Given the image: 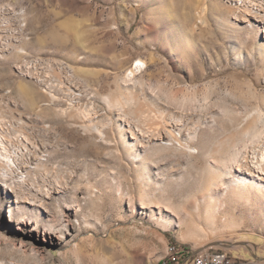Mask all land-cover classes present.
<instances>
[{
    "label": "rangeland",
    "instance_id": "rangeland-1",
    "mask_svg": "<svg viewBox=\"0 0 264 264\" xmlns=\"http://www.w3.org/2000/svg\"><path fill=\"white\" fill-rule=\"evenodd\" d=\"M239 3L0 0L25 19L0 60V264H264V13Z\"/></svg>",
    "mask_w": 264,
    "mask_h": 264
},
{
    "label": "built area",
    "instance_id": "built-area-1",
    "mask_svg": "<svg viewBox=\"0 0 264 264\" xmlns=\"http://www.w3.org/2000/svg\"><path fill=\"white\" fill-rule=\"evenodd\" d=\"M21 41V36L17 34L11 23L8 10H0V60L16 48ZM41 70L40 58H37V63H29V60H24V65L14 66L16 74L28 78L37 77V73L39 75ZM8 138L9 137L2 132L0 136V155H5L6 151L11 148L9 147ZM15 138L19 143H21L22 135L17 133ZM172 251L169 264H185L189 259H192L191 264H249L243 259L229 256L225 250H207L205 252L198 253L192 258L191 255H186L187 253H185L182 249L178 250L172 247Z\"/></svg>",
    "mask_w": 264,
    "mask_h": 264
},
{
    "label": "bare ground",
    "instance_id": "bare-ground-1",
    "mask_svg": "<svg viewBox=\"0 0 264 264\" xmlns=\"http://www.w3.org/2000/svg\"><path fill=\"white\" fill-rule=\"evenodd\" d=\"M238 1H240L239 4H242L244 2V4H243L244 10H246L248 12H252V14H254V16H257L258 17V15H259L260 12H263L264 13V10L262 8H260V10L257 9V7H264V0H252L250 2L251 4H248V2L250 0H238ZM257 3H258V5H257ZM0 10H8V15L10 16V20H11L12 25L14 26L17 34H19L21 36V38L23 39L24 38V32H25L24 31V28H25V19H24V16H23L24 13L18 12L16 10H14V8L12 6L5 5V4L4 5H0ZM247 15L250 16V14H247ZM250 17L251 18H254L252 16H250ZM20 52L21 51H19V53ZM28 60H29V63H37V58H30ZM17 65H24V61L22 63H20V64H17ZM48 66H49V64H47L46 62L44 63V62H41L40 61V67L42 69L45 68V67H48ZM141 66H142V63L140 61L136 62V64L134 65V68H132V70L130 72L133 73V70L136 71V70L140 69ZM0 161L6 162V166H9V164L11 162V161L9 162V158L6 157V156H4L3 154L0 155ZM3 176L6 177L5 175H3ZM11 221L12 220L10 219L9 222H11ZM16 229L17 230H21L20 224L17 226Z\"/></svg>",
    "mask_w": 264,
    "mask_h": 264
}]
</instances>
